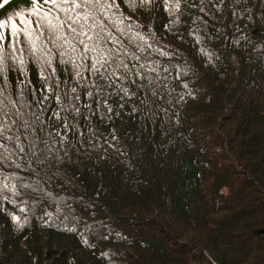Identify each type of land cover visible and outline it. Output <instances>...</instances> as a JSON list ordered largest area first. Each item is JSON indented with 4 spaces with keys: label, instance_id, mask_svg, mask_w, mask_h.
<instances>
[{
    "label": "trees",
    "instance_id": "1",
    "mask_svg": "<svg viewBox=\"0 0 264 264\" xmlns=\"http://www.w3.org/2000/svg\"><path fill=\"white\" fill-rule=\"evenodd\" d=\"M226 3L208 16L181 0L175 25L163 7L133 17L164 53L157 63L174 66L168 114L125 112L123 155L73 156L59 179L11 170L43 198L20 189V230L0 215V264H264V0ZM29 5L0 0V19ZM38 72L27 65L37 90Z\"/></svg>",
    "mask_w": 264,
    "mask_h": 264
},
{
    "label": "snow or ice",
    "instance_id": "2",
    "mask_svg": "<svg viewBox=\"0 0 264 264\" xmlns=\"http://www.w3.org/2000/svg\"><path fill=\"white\" fill-rule=\"evenodd\" d=\"M226 6V0H199L197 7L212 16ZM160 7L170 25L179 23L172 17L181 15V0H30L27 11L0 19V215L16 230L27 220L20 189L43 197L39 184H22L11 170L26 168L29 176L59 179L67 176L65 166L73 156L123 155L117 121L125 112L145 119L168 114L160 101L168 103L165 98L172 96L168 75L174 66L157 63L155 57L164 53L153 33L133 22L136 14ZM29 63L39 70V90L25 76ZM10 72L25 79L10 86ZM182 102V95L172 101Z\"/></svg>",
    "mask_w": 264,
    "mask_h": 264
}]
</instances>
